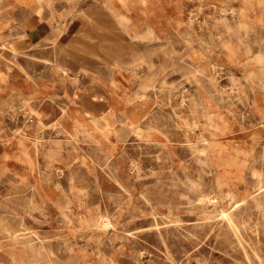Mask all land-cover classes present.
<instances>
[{"label":"rangeland","instance_id":"374dc122","mask_svg":"<svg viewBox=\"0 0 264 264\" xmlns=\"http://www.w3.org/2000/svg\"><path fill=\"white\" fill-rule=\"evenodd\" d=\"M63 3L53 83L69 91L54 93L51 147L37 151L53 171H0V264H264V0ZM0 59L11 73L13 54ZM189 94L196 123H158V98H181L177 111ZM13 110L1 123L45 126ZM78 110L79 146L61 122ZM229 165L243 186H226Z\"/></svg>","mask_w":264,"mask_h":264},{"label":"crops","instance_id":"0c3cea01","mask_svg":"<svg viewBox=\"0 0 264 264\" xmlns=\"http://www.w3.org/2000/svg\"><path fill=\"white\" fill-rule=\"evenodd\" d=\"M64 6L63 0H0V53L11 52L13 54L11 73L9 69H5L4 60L0 59L2 77L7 73L11 74L12 77L6 82L4 78L0 79V171L17 172L22 177L26 176L30 179L35 177L34 183L41 182L37 173L53 171L52 165L47 163L46 156L41 157L43 153L40 151L39 155L37 152L38 149H42L45 154L46 149L51 147L47 140L52 138V128L49 125L52 123L50 111L54 102L53 95L54 93L69 91L68 85L53 83L52 44L54 34L57 33L54 30L65 25V20L54 18L53 13L62 11ZM25 53H28V58L22 56ZM22 58L27 60L24 62L23 68L20 67L21 64L18 66L14 62L18 60L21 63ZM38 58L44 61L37 62ZM222 92L220 93L223 94ZM191 96L189 94V98L185 99L188 101L187 105H180L177 111L173 108L182 102L181 98L177 101L174 100L173 104L163 100V105H161V99L158 98L156 110L158 123H196V99H192ZM222 96L224 97V95ZM202 97L205 107L214 106V102L220 107L242 106V103H239L240 100L237 99L229 103L228 100L222 98L212 99L211 94L209 96L204 94ZM255 100L258 103L256 106L264 107V100L260 98ZM109 103L112 109L117 107L116 102L111 101ZM161 106H163L162 109ZM28 107L34 108L44 115V127L40 126L37 118L32 119V122L27 124L21 115H18L17 118L16 115L13 116L11 126L1 123L4 121L6 109L12 108L14 109L13 113H20L22 108ZM181 117L184 119L181 120ZM61 122L68 130L69 127L76 126L79 146L85 138L84 134H81L85 131L83 112L78 110L74 113L73 118L66 116ZM16 128L20 130L23 128L25 132L19 131L15 134ZM12 133L13 136L10 139ZM42 135L44 140L40 139ZM114 143V140L105 142L104 146L109 149L108 152L115 147ZM192 156L189 159L195 162L196 154L193 153ZM175 160L179 162L181 158ZM230 167L231 165L221 170L222 176L227 181L226 186H243L238 180L241 177L239 168ZM60 168V170H67L65 166ZM73 170L77 172L86 171L79 162ZM43 186L45 187L46 184L44 183Z\"/></svg>","mask_w":264,"mask_h":264}]
</instances>
